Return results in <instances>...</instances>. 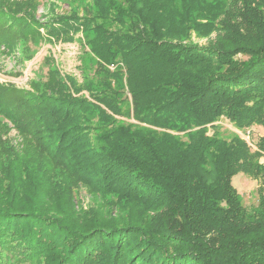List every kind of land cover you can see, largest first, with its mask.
<instances>
[{"label": "trees", "instance_id": "1", "mask_svg": "<svg viewBox=\"0 0 264 264\" xmlns=\"http://www.w3.org/2000/svg\"><path fill=\"white\" fill-rule=\"evenodd\" d=\"M39 5L0 0V55L92 32L97 62L0 84V264H264V136L218 133L264 129V0Z\"/></svg>", "mask_w": 264, "mask_h": 264}, {"label": "rangeland", "instance_id": "2", "mask_svg": "<svg viewBox=\"0 0 264 264\" xmlns=\"http://www.w3.org/2000/svg\"><path fill=\"white\" fill-rule=\"evenodd\" d=\"M16 1L22 2L23 0ZM39 3L36 17L41 23L45 22L46 17L49 16L50 8L58 10L59 14L76 11L82 14L83 8L88 6V0H39ZM41 31L46 34L45 30ZM93 37L92 32L80 33L71 41L46 42L39 50L28 54L17 50L13 52L10 49L9 52L0 55V84L33 91L37 84L43 82L49 67L58 69L64 75H75L80 82L92 77L97 60L89 51L88 40ZM112 70H116V67ZM218 126L220 127L218 133L222 137L230 138L239 134L249 142L253 149L258 139L264 136V129L261 127L242 131L235 124L225 120L220 121ZM261 162L264 163V157ZM232 185L245 206L249 207L258 203L259 182L257 180L244 174H238L233 178ZM30 264H35V262Z\"/></svg>", "mask_w": 264, "mask_h": 264}]
</instances>
